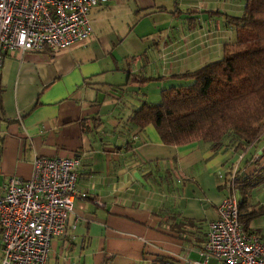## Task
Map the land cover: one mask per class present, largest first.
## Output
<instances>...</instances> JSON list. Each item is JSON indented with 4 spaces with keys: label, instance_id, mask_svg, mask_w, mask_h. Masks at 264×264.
Returning a JSON list of instances; mask_svg holds the SVG:
<instances>
[{
    "label": "crops",
    "instance_id": "1",
    "mask_svg": "<svg viewBox=\"0 0 264 264\" xmlns=\"http://www.w3.org/2000/svg\"><path fill=\"white\" fill-rule=\"evenodd\" d=\"M214 4L111 0L91 10L89 40L57 51L2 53L0 195L9 178L32 179L38 157L81 160L77 189L87 197L76 200L65 234L52 242L47 264H105L108 257L111 264L198 260L226 194L221 176L235 169L248 175L263 169L264 174V130L258 143L238 152L229 141L218 150L202 141L168 146L152 125L141 130L128 121L143 103L150 104L147 93H137L148 83L136 78L163 77L150 82L158 84L155 95L161 97L162 90L182 84L170 77L185 73L179 70L187 68L188 60L194 70L204 66L199 64L205 46L194 47L197 56L190 58L188 38L205 34V21L217 15L204 12H215ZM245 4L240 3L241 14L232 13L234 5L216 11L240 17ZM190 14L188 25L184 19ZM154 19L160 25L154 23L153 32L163 41L137 55L130 45L139 36L149 39L153 32L140 33V28L150 30ZM170 177L176 185L171 204L153 206L143 198L150 180L161 183ZM250 205L264 207V184L252 193ZM182 219L195 224L181 227ZM250 232L264 240V216L252 222ZM1 239L0 225V256Z\"/></svg>",
    "mask_w": 264,
    "mask_h": 264
},
{
    "label": "built area",
    "instance_id": "2",
    "mask_svg": "<svg viewBox=\"0 0 264 264\" xmlns=\"http://www.w3.org/2000/svg\"><path fill=\"white\" fill-rule=\"evenodd\" d=\"M111 0H0L2 53L57 51L89 40L90 12ZM78 157H38L30 180L11 177L0 195V264H47L52 242L65 234L79 197ZM235 169L224 182L218 217L209 224L200 259L188 264H264V240L240 222ZM224 178V176H221ZM158 264H177L165 259Z\"/></svg>",
    "mask_w": 264,
    "mask_h": 264
},
{
    "label": "trees",
    "instance_id": "3",
    "mask_svg": "<svg viewBox=\"0 0 264 264\" xmlns=\"http://www.w3.org/2000/svg\"><path fill=\"white\" fill-rule=\"evenodd\" d=\"M204 13L224 17L236 27V39L224 45L222 58L170 77L188 84L162 90L159 104L143 103L128 121L141 130L152 125L168 146L202 141L218 150L229 141L236 151H243L258 143L264 130V0H246L240 17L220 11ZM162 79L134 81L146 84ZM262 172L236 173L240 222L246 232L255 219L264 216V207L250 205L252 193L264 184ZM232 173L224 176L225 181ZM179 224L186 227L195 222L182 219ZM112 259L108 257L105 264Z\"/></svg>",
    "mask_w": 264,
    "mask_h": 264
},
{
    "label": "rangeland",
    "instance_id": "4",
    "mask_svg": "<svg viewBox=\"0 0 264 264\" xmlns=\"http://www.w3.org/2000/svg\"><path fill=\"white\" fill-rule=\"evenodd\" d=\"M241 1H244V0H215V4L213 5L215 6V8L213 7V9L215 11L218 9H221V11L225 12L227 10L229 11L233 10L234 7L232 6L234 5L235 11H233L232 13L234 14L235 12V14H241L242 13V8L240 5ZM230 5L231 7H229ZM208 7L209 6L206 5L205 9H207ZM185 17H188V19H184V22L189 25V22L191 21L189 20V18L193 17V15L191 14L186 15ZM214 18L215 19L211 21L204 20L205 21V26H204L205 34L202 33V36H199L198 38L195 36H190L188 38V40L190 41L189 42L190 44L189 57L190 58L193 56H197V51L193 52L194 47L199 46L200 44L205 46L206 52L201 55L202 59L200 60V64H199L202 66L207 63H210L211 61H213V59L222 58L224 54V45L226 43H231L236 39V27L231 26L229 30L227 29V27L230 25L226 22V19H224L223 17H218V16H214ZM207 19L210 20V18H207ZM154 23L158 26L160 25V20L154 19L150 21V24H151L149 26L150 30H146V25H142L140 28V33H145V31L153 32ZM208 28L212 32H214V30H218L219 32L225 31V33H223V35H218L214 33L209 35L210 32H208ZM161 41L163 40L160 34L157 32H153V34H150L149 39L146 37L140 38V36L135 38V40L131 43L130 46L135 50L137 55L144 56L145 51H147L149 44L153 42H161ZM132 64H134V62ZM132 64H130V66ZM193 68L194 67L192 66V62L188 60L187 68L183 67L179 71L180 72L193 71L194 70ZM157 71H161V68L160 70L158 69ZM168 71L169 73H172V70H168ZM185 84H188V83H186L185 81L182 82V85H185ZM138 87H142V86H138ZM157 87H158L157 83H148L145 85V87H143L142 90L137 89V93L140 94L141 96L147 93L148 96H150V104L157 105L160 103L159 99H161L160 96L155 95ZM163 179L166 181L164 182ZM174 182L175 181H173L171 177L169 179L162 178L161 183L158 180H150V182H148V189L143 191V194H144L143 198L153 206H160V205L164 206L166 204H171L174 200V197H175L174 194L176 192L175 191L176 185Z\"/></svg>",
    "mask_w": 264,
    "mask_h": 264
}]
</instances>
